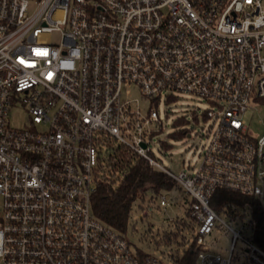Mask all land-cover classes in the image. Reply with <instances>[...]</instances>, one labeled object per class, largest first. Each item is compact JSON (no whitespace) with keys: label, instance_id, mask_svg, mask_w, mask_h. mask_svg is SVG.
<instances>
[{"label":"built area","instance_id":"2783aa9c","mask_svg":"<svg viewBox=\"0 0 264 264\" xmlns=\"http://www.w3.org/2000/svg\"><path fill=\"white\" fill-rule=\"evenodd\" d=\"M130 87L155 105L184 95L208 103L194 170L176 174L152 155L160 114L135 107ZM256 100L264 0H0V264H175L180 252L170 263L135 248L93 212L122 148L185 194L191 220L175 230L195 233L177 242L182 254L194 243L198 264H264V135L246 120ZM19 107L22 127L12 124ZM219 190L253 198L221 209L247 221L240 229L213 207ZM215 230L231 234L227 257L208 241Z\"/></svg>","mask_w":264,"mask_h":264},{"label":"rangeland","instance_id":"374dc122","mask_svg":"<svg viewBox=\"0 0 264 264\" xmlns=\"http://www.w3.org/2000/svg\"><path fill=\"white\" fill-rule=\"evenodd\" d=\"M128 90L130 94L127 99L131 100L135 107L139 106L144 113L149 109H155L160 114L161 121L151 125V128L156 131L151 145L152 155L176 174L181 171L194 170L200 164L201 153L209 141V136L205 135L210 123L205 112L209 107L208 103L184 95L176 100L161 98L155 105L141 96L139 88L130 87ZM246 120L251 135L256 138L264 135V100H256L251 103L246 114ZM25 123H29L26 109L24 107L15 109L12 113V124L22 127L26 125ZM184 130H189L192 133V138L181 134ZM166 195L171 197V204L166 210L159 206L160 196L153 198V195L147 192L145 196L140 197L124 233L135 248L171 263L172 255L179 252L181 255L182 248H178L177 242L170 246H157L154 239L163 235L165 231L175 230L176 220L190 221L191 218L186 215L189 207H187L186 196L181 190H173L167 192ZM220 211L221 217L233 224L236 229H240L247 222L245 219L232 220L223 210ZM184 226H182L183 234H185ZM243 232L244 236L249 238L251 232L249 230ZM194 233L195 231L186 229V242ZM180 240L181 237L178 241ZM208 241L215 246L216 253H221L225 257L228 256L226 249L230 247L231 234L220 233L215 230ZM233 264H241V261Z\"/></svg>","mask_w":264,"mask_h":264},{"label":"trees","instance_id":"16d2710c","mask_svg":"<svg viewBox=\"0 0 264 264\" xmlns=\"http://www.w3.org/2000/svg\"><path fill=\"white\" fill-rule=\"evenodd\" d=\"M184 134V132H181ZM106 181L100 182L93 196V212L105 224L125 232L128 228L135 206L141 197L140 192H150L153 198L159 197L173 190H180L177 183L162 170L153 167L144 158L131 153L127 149H119L116 156L108 160ZM110 182H107V181ZM251 197L219 190L212 200V205L218 211L227 203L238 206L253 203ZM180 244L186 241L182 227L154 239L157 246H170L174 242ZM175 264H198L194 243L181 255L173 257Z\"/></svg>","mask_w":264,"mask_h":264}]
</instances>
